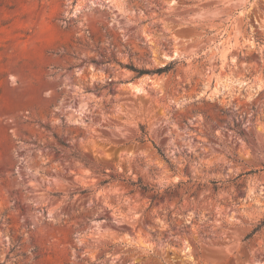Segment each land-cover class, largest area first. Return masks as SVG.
Masks as SVG:
<instances>
[{"label":"rangeland","instance_id":"rangeland-1","mask_svg":"<svg viewBox=\"0 0 264 264\" xmlns=\"http://www.w3.org/2000/svg\"><path fill=\"white\" fill-rule=\"evenodd\" d=\"M262 219L264 0H0V264H264Z\"/></svg>","mask_w":264,"mask_h":264},{"label":"trees","instance_id":"trees-1","mask_svg":"<svg viewBox=\"0 0 264 264\" xmlns=\"http://www.w3.org/2000/svg\"><path fill=\"white\" fill-rule=\"evenodd\" d=\"M175 60L170 61L167 64H164L162 66H158L153 69H143V68H136L132 65L129 66L130 69H132L136 74L134 78H138L144 74H151V73H163L168 72L174 67ZM147 135V132L145 131L144 127H141V138L143 139ZM61 143V142H60ZM63 144V143H61ZM157 152L165 159L163 153L160 151L159 148H157ZM131 184L137 185L143 192H146L148 190H152L153 188H150L148 185H143L139 180L134 182L131 181ZM264 225V219L260 220L259 223L254 227L253 232L259 230Z\"/></svg>","mask_w":264,"mask_h":264}]
</instances>
